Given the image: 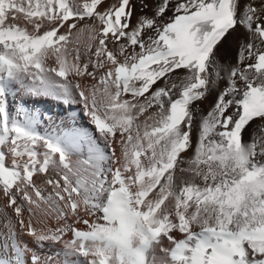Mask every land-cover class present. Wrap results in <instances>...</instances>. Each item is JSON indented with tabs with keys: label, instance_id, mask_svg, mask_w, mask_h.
<instances>
[{
	"label": "snow or ice",
	"instance_id": "1",
	"mask_svg": "<svg viewBox=\"0 0 264 264\" xmlns=\"http://www.w3.org/2000/svg\"><path fill=\"white\" fill-rule=\"evenodd\" d=\"M0 2L9 75L71 76L81 113L103 134L69 128L53 142L16 127L0 139V261L51 264L38 250L63 241L66 255L93 264L87 241L130 252L122 232L134 225L142 248L159 250L149 264H264V0ZM229 38L234 54L222 60ZM50 209L73 223L48 228L39 217ZM81 209L121 229L74 227L89 228Z\"/></svg>",
	"mask_w": 264,
	"mask_h": 264
},
{
	"label": "bare ground",
	"instance_id": "2",
	"mask_svg": "<svg viewBox=\"0 0 264 264\" xmlns=\"http://www.w3.org/2000/svg\"><path fill=\"white\" fill-rule=\"evenodd\" d=\"M13 7H18L20 0H9ZM5 9V5L0 2V13ZM17 18L23 24V20L27 17L17 12ZM30 27V26H29ZM88 33H82L80 37L79 47L83 52L85 44L88 42ZM234 54V49L231 44V38L225 41L218 53V58L222 60L231 59ZM12 53L8 52L7 48L0 45V57L11 56ZM53 59L48 61L49 66H53ZM44 82L41 83L38 76L39 74L30 71L29 73L14 72L9 75L6 65L0 62V139H8L15 135L14 129L21 127L29 132L35 133L37 136L47 137L53 142L59 140V136L69 128H76L85 132L89 137L100 138L102 133H97L92 122L81 113V102L76 95V90L73 87L72 77L64 80L54 73L45 72L42 74ZM87 87L91 81H80ZM57 85H67V92ZM221 86H223L221 84ZM212 97L205 101L202 107L211 104ZM152 110L146 112L140 117L141 123L146 119ZM62 143V142H61ZM65 147H67L65 145ZM115 154L118 159L121 158V149L118 144L114 145ZM184 155V154H182ZM190 155V154H189ZM187 158V156H185ZM71 159L76 161L80 159L77 155H72ZM134 171V166H133ZM51 172V169H50ZM135 173L133 172L132 175ZM128 175V173H125ZM49 178L55 179L53 173ZM38 185L45 188V193L51 191L50 187H46L42 181H37ZM149 181H145L142 187L147 188ZM138 185L133 183L132 190L136 191ZM151 195V194H150ZM46 208V206H44ZM49 215H40L39 219L48 228L55 230L56 228L63 227L65 224L73 223V217L69 216L67 220L58 219L55 209H50ZM80 215L84 219L90 220L88 229L82 223L74 224L84 230H95L104 236L114 235L120 229L119 223H109L105 221L100 212L97 211L92 215L89 211L81 209ZM37 219L34 217V220ZM5 223L3 217H0V231H3L2 225ZM37 226H41L37 224ZM92 226H97L93 229ZM198 230V229H197ZM178 237L179 233H175ZM123 239L126 241L127 249L130 252L122 251L119 246H110L107 240H89L86 242V247H89V258L95 264L96 259L100 258L105 264H126L125 260L130 259L131 264H149L151 259L159 254L150 248H142L145 243L144 235L134 226L127 225L122 232ZM72 238V233L67 232L63 240ZM20 241L27 244L31 249L34 245L31 241L21 236ZM13 256L19 258L24 257L25 253L22 248H16V241H12ZM63 241L55 244L45 245L39 249V253L43 257L51 260V264H85L83 258L75 257L73 255H66L64 252ZM58 251V254L55 252ZM31 255V253H28ZM140 254V255H139ZM103 263V264H104ZM0 264H8V259H3ZM18 264H23V259H18Z\"/></svg>",
	"mask_w": 264,
	"mask_h": 264
},
{
	"label": "rangeland",
	"instance_id": "3",
	"mask_svg": "<svg viewBox=\"0 0 264 264\" xmlns=\"http://www.w3.org/2000/svg\"><path fill=\"white\" fill-rule=\"evenodd\" d=\"M87 250H88V252L91 250L89 247H87ZM55 254H58V251H56L55 252ZM104 262L100 259V258H98V259H96V261H95V264H103ZM125 263L126 264H131V263H133L130 259H127V260H125ZM105 264V263H104Z\"/></svg>",
	"mask_w": 264,
	"mask_h": 264
}]
</instances>
